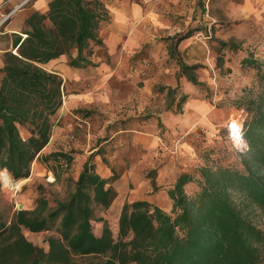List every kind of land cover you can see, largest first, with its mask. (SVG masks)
<instances>
[{
  "label": "trees",
  "instance_id": "obj_1",
  "mask_svg": "<svg viewBox=\"0 0 264 264\" xmlns=\"http://www.w3.org/2000/svg\"><path fill=\"white\" fill-rule=\"evenodd\" d=\"M206 1L196 0L194 9L203 12ZM108 22L100 0H51L45 14L32 13L25 19L24 37L12 41L15 53H4L0 172L11 180L27 178L34 161L70 167L79 157L74 152L41 154L63 101L62 78L43 66L60 56H66L73 68L95 66L93 47L102 46L98 31ZM200 28L188 27L144 48L154 51L162 46L166 62L173 61L178 68L176 77L201 86L196 75L200 65L184 61L178 50ZM210 44L218 52L241 49L233 39L212 36ZM221 61L218 54L217 67ZM239 66L254 81L238 107L249 116L242 131L247 148L230 149L221 137H214L218 130H209L204 137L212 148L203 152V165L177 175L167 190L169 213L146 199L124 200L114 238L107 221L96 214L106 213L117 199L118 174L111 169L109 178H101L84 161L64 198H54L50 204L45 189L37 186L31 209L16 210L5 218L0 214V264H264V226L255 225L233 201L236 196L242 206L256 209L264 219V61L247 54ZM154 92L163 95L168 114H180L188 98L179 85H156ZM192 134L187 141L198 156L200 142ZM153 173L155 169L148 177L155 191ZM54 175L60 181L59 173ZM95 221L102 223L98 236L92 230ZM24 229L47 233V249L27 240Z\"/></svg>",
  "mask_w": 264,
  "mask_h": 264
},
{
  "label": "rangeland",
  "instance_id": "obj_2",
  "mask_svg": "<svg viewBox=\"0 0 264 264\" xmlns=\"http://www.w3.org/2000/svg\"><path fill=\"white\" fill-rule=\"evenodd\" d=\"M186 1L189 3L186 5L184 12L182 7L178 8V13L173 9H170V7L165 8L163 5L156 6V10L161 14L163 13V10L167 13L168 9L170 12H173L174 17L165 18L171 19L172 24L179 29V32L188 27H201L200 29L195 30L192 33V36L181 44L184 49L181 50L180 55H182L184 61L200 65L196 70V75L202 82V85L198 87L194 86V88L202 94L203 98L209 101L211 106L226 108L227 118L225 124L221 126V128H215V131H218L214 134V137H221L223 143L230 149L233 147L237 150L238 148H235L230 139L231 137L228 127L230 122L238 119V122L243 121L242 127L244 128V124L249 116L248 114L247 116H243V112H246L238 107L241 102V97L245 93L244 90L250 89L254 83L253 77L245 69L239 66V60L249 54L255 59L264 61V0H207L203 12L194 9L196 0ZM212 36L221 40L233 39L235 43H238V45L241 46V49L237 52L224 49L222 52L219 51V53L211 48L210 42ZM163 38L166 37L155 38L150 42L144 43L139 51L129 59L130 71H135L139 78L148 80L154 79L155 76L160 75V73H162L161 71L164 69H176L175 63L173 61L167 63L165 56L161 54L162 46H160L161 48L156 47L154 51H152V47H147V49L144 48V45ZM97 47L99 46L93 47V59H96L95 53L99 50ZM144 49H146V58L141 60L139 57L141 51ZM100 52L102 51H99V54ZM218 54L222 57L221 67H217L216 65V57ZM136 55H138L139 59H137ZM113 64L114 63H110V66H113ZM189 89H187L188 92ZM63 94L65 95L64 89ZM154 94L158 95L155 96ZM154 94H152V96L155 97L154 100L157 104L164 106L165 111L166 102L163 101V95L155 92ZM63 105L64 98L62 101V106ZM83 112L84 111L77 112L78 117L76 116L74 119V126L71 127V131L64 134V140H62L60 144L55 142L51 143L50 139L49 143L41 151V154H48L51 152L79 153V157L70 167H64V165L57 167L56 164L49 165L34 161L31 165L30 175L25 179H21L22 182H20L16 188L7 185L5 186L2 176L0 175V214L3 215L4 218L16 210L31 209L37 195V186L45 189L50 204L53 203L54 198H64L68 191H70L71 184L76 179L81 164L84 161L92 164V152L94 154H106L107 156L109 154H116V159L118 161L121 160L120 157H122V159H127L130 156L135 157L131 160L130 164L128 163L120 168L121 170H131L132 178H142L144 181H147L150 178L148 177V173L153 169H155V173L152 174V177L156 179L159 168L164 165L172 154H175L174 149H171L169 146L170 141L167 139L168 136L174 135L168 132L160 121L156 123V130L159 132L161 130L163 134L167 133V136H165V134L158 135L160 136L161 143H159V146L154 151V156L144 165H136L140 162V159L137 158L134 150L130 149V147L122 149V144L117 142L114 144L112 141L109 142L112 144H109L107 147L102 146V149L98 148V150L92 151L91 154H87V152L95 147L93 144L94 137H96L97 141L101 138H98V130H100V127L96 125L93 128L92 124H88L86 119L89 118L90 121L93 120L98 124L102 120H107V118L96 111H87L89 114H84ZM60 114L61 108L54 117V123L63 126L60 122L62 117ZM150 118V115H139L136 117L116 119L114 115L107 126V130H105L101 136H103L104 139V137L111 135L121 127L140 129V126L144 125V121L150 120ZM72 123L73 122H71V124ZM55 124L54 127L56 126ZM54 127L52 131L55 130ZM111 131L113 132L111 133ZM206 133H208V130L199 128L192 134L195 141L197 140L198 143L200 142V146L197 147V152L199 153L197 156L198 160L193 166H191L192 171L197 170L203 165V160L201 159L203 152L210 151L212 148L211 141L206 140L207 138L204 137ZM183 137L184 136L178 137L176 141H180ZM186 137L188 139L189 136ZM172 138L173 137L170 139ZM130 152L132 154H130ZM110 168L118 174L119 171H117L116 166ZM179 168H174L176 171L173 169L172 172L175 174V172L178 171L179 173H177V175H179L182 173ZM54 171L55 173H59L60 181L56 182L54 180ZM162 174H165L166 177L168 175L170 176L171 172L162 170ZM16 181L11 180L12 183H15ZM157 187L158 189L154 191L151 182L149 189H147L146 186H142V184L141 186H138L137 181H132V184L129 186H127L126 183H121L120 185L117 183V199L106 213H98L96 214V217L102 216L103 219L107 221L112 236L115 238L117 235V219L123 197L124 200L128 201L146 199L169 213L171 208V201L167 196V190L169 188ZM191 190L192 186L186 187L187 193H190ZM233 201L239 206L243 215L255 225L260 227L264 226V219L256 209L250 206H242L240 203L241 200L236 196H233ZM101 228V222L95 221L92 223V230L95 235L98 236L100 234ZM23 234L27 240L31 241L33 244L40 246L45 250L47 249V233H31L24 229Z\"/></svg>",
  "mask_w": 264,
  "mask_h": 264
},
{
  "label": "crops",
  "instance_id": "obj_3",
  "mask_svg": "<svg viewBox=\"0 0 264 264\" xmlns=\"http://www.w3.org/2000/svg\"><path fill=\"white\" fill-rule=\"evenodd\" d=\"M51 0H0V68L4 65V53L12 50V41L15 37H24L25 19L32 13L45 14ZM105 6L109 22L99 29L98 36L102 40V46L95 53L96 59H92L95 66H85L73 68L68 65L67 57L60 56L49 61L43 67L47 71L58 74L63 81L65 91L64 105L61 107V120L63 126L55 124L50 142L60 144L64 140V134L71 131L74 126V119L79 111H96L105 116L107 120H102L98 124L89 118H85L88 124L100 127L98 130L99 141L93 139L94 148L92 151L108 146L110 141L114 144H122V149L130 147L134 150L137 158L140 159L136 165H144L154 156V151L161 143L160 135L167 136L156 130V123L161 122L168 132L174 136H168L170 148L174 149L168 160L158 170V175L154 181L156 186L171 188L178 171L172 172L174 168H179L180 172H192V167L198 157L196 156L192 144L187 140L189 134L194 133L199 128L212 130L221 128L225 124L226 108L211 106L208 100L202 97L194 86L176 77L178 69H164L154 77V79L143 80L138 75L130 71L129 59L136 54L140 47L155 38L169 37L179 32V29L172 24L173 12L161 14L156 10V6L163 5L178 12L182 7L185 11L189 2L186 0H100ZM181 10V11H182ZM180 11V12H181ZM179 13V12H178ZM183 44V43H182ZM180 45L178 50H183ZM99 51L100 52L99 54ZM15 53V50H12ZM110 63H114L110 66ZM83 84V85H82ZM162 85L174 88L179 85L182 93L189 95L182 106V112L177 115L165 113L164 106L154 100V86ZM87 87V88H86ZM93 87V88H92ZM190 88V89H189ZM189 89V92L188 90ZM157 96L158 94H154ZM153 98V100H152ZM128 118L139 115H150V120H145L140 129L132 127H121L116 132L111 131V135L101 136L107 130L110 120L114 117ZM117 115V116H116ZM71 122H73L71 124ZM76 127V125H75ZM184 136L183 140L176 141L178 137ZM173 137L172 139H170ZM98 142V144H97ZM97 144V145H96ZM129 145V146H128ZM117 146V145H115ZM173 146V147H172ZM130 154H132L130 152ZM92 165L94 171L101 178H109L112 175L110 167H117L119 178L114 182V187L118 191L117 183H126L127 186L132 181H137L138 186L150 188V178L136 179L131 177V170H121L120 167L130 164L135 157L117 160L116 154H94L92 152ZM136 158V159H137ZM114 164V165H113ZM110 166V167H109ZM162 170L170 171V176L162 174ZM176 171V169H174ZM117 173V172H116ZM136 179V180H134ZM131 191V190H130ZM124 201L122 199L121 205Z\"/></svg>",
  "mask_w": 264,
  "mask_h": 264
},
{
  "label": "clouds",
  "instance_id": "obj_4",
  "mask_svg": "<svg viewBox=\"0 0 264 264\" xmlns=\"http://www.w3.org/2000/svg\"><path fill=\"white\" fill-rule=\"evenodd\" d=\"M231 139L233 145L237 148H246L243 140V135L241 131V126L239 124L233 123L231 126Z\"/></svg>",
  "mask_w": 264,
  "mask_h": 264
},
{
  "label": "bare ground",
  "instance_id": "obj_5",
  "mask_svg": "<svg viewBox=\"0 0 264 264\" xmlns=\"http://www.w3.org/2000/svg\"><path fill=\"white\" fill-rule=\"evenodd\" d=\"M233 123H236V121L233 120L232 124ZM0 175L2 176V180H3L4 184H5V186L7 185L9 187L16 188L18 186V184L20 182H22V180L20 179V180L16 181L15 183H12L10 178L8 177V175H7V173L5 171L0 172Z\"/></svg>",
  "mask_w": 264,
  "mask_h": 264
},
{
  "label": "built area",
  "instance_id": "obj_6",
  "mask_svg": "<svg viewBox=\"0 0 264 264\" xmlns=\"http://www.w3.org/2000/svg\"><path fill=\"white\" fill-rule=\"evenodd\" d=\"M241 113H242V111H241ZM243 116H247V113H244V112H243ZM234 121H236V124H239V125L241 126V131H242V128H243V127H242V122H243V121H241V122L239 121V122H238V119H235ZM231 126H232V122H230L229 127H228V129H229V131H230V137H231ZM230 139H231V138H230ZM231 141H232V139H231ZM232 143H233V142H232ZM245 145H246V144H245ZM235 148H237V147H235ZM246 148H247V146H246ZM246 148H243V147H242V148H238V149H246ZM174 152H175V151H174Z\"/></svg>",
  "mask_w": 264,
  "mask_h": 264
},
{
  "label": "water",
  "instance_id": "obj_7",
  "mask_svg": "<svg viewBox=\"0 0 264 264\" xmlns=\"http://www.w3.org/2000/svg\"><path fill=\"white\" fill-rule=\"evenodd\" d=\"M19 210H21V209H19Z\"/></svg>",
  "mask_w": 264,
  "mask_h": 264
}]
</instances>
